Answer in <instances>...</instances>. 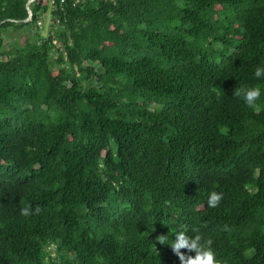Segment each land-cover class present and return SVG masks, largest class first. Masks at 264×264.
<instances>
[{"label":"trees","instance_id":"trees-1","mask_svg":"<svg viewBox=\"0 0 264 264\" xmlns=\"http://www.w3.org/2000/svg\"><path fill=\"white\" fill-rule=\"evenodd\" d=\"M27 2L0 0V264H180L181 226L264 264V0Z\"/></svg>","mask_w":264,"mask_h":264},{"label":"clouds","instance_id":"clouds-1","mask_svg":"<svg viewBox=\"0 0 264 264\" xmlns=\"http://www.w3.org/2000/svg\"><path fill=\"white\" fill-rule=\"evenodd\" d=\"M254 77L257 80L264 79V66H257L254 71ZM239 95L242 96L244 102L248 105H253L261 96L260 88L256 86L242 87L239 90ZM223 198V194L217 191H211L207 197V206L215 208L219 205ZM36 212L40 209L37 207ZM30 209H22V214L29 215ZM192 234L185 231V226H181L175 231V240L170 241L168 236L158 237L161 242L168 240L171 244L173 253L178 257L180 264H221L220 259L217 258V254L212 247V240L205 239L198 229H192ZM181 249L187 250L188 253H194V255H185L181 253Z\"/></svg>","mask_w":264,"mask_h":264},{"label":"rangeland","instance_id":"rangeland-1","mask_svg":"<svg viewBox=\"0 0 264 264\" xmlns=\"http://www.w3.org/2000/svg\"><path fill=\"white\" fill-rule=\"evenodd\" d=\"M48 29H49V16H47V18L45 19L41 27L40 34L45 36L48 32ZM8 35L12 37V40L9 42H13L15 40L20 45H22L25 40L32 39V36L28 32L22 30H17V31L9 30Z\"/></svg>","mask_w":264,"mask_h":264},{"label":"water","instance_id":"water-1","mask_svg":"<svg viewBox=\"0 0 264 264\" xmlns=\"http://www.w3.org/2000/svg\"><path fill=\"white\" fill-rule=\"evenodd\" d=\"M34 0H28V2H27V6L31 3V2H33ZM28 13H29V16H28V18L25 20V21H28V20H30V17H31V12H30V10H28Z\"/></svg>","mask_w":264,"mask_h":264},{"label":"built area","instance_id":"built-area-1","mask_svg":"<svg viewBox=\"0 0 264 264\" xmlns=\"http://www.w3.org/2000/svg\"><path fill=\"white\" fill-rule=\"evenodd\" d=\"M61 2H63V0H61ZM40 24V23H39Z\"/></svg>","mask_w":264,"mask_h":264}]
</instances>
